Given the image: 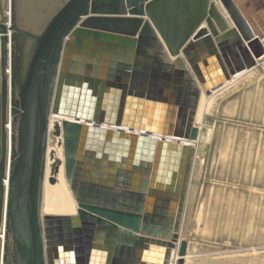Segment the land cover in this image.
I'll return each mask as SVG.
<instances>
[{
    "label": "water",
    "instance_id": "obj_1",
    "mask_svg": "<svg viewBox=\"0 0 264 264\" xmlns=\"http://www.w3.org/2000/svg\"><path fill=\"white\" fill-rule=\"evenodd\" d=\"M96 1L0 0L2 264L14 242L22 264H184L201 94L264 61L243 0L247 39L219 3L227 29L199 26L174 58L150 0ZM45 181L66 213L42 214Z\"/></svg>",
    "mask_w": 264,
    "mask_h": 264
},
{
    "label": "rangeland",
    "instance_id": "obj_2",
    "mask_svg": "<svg viewBox=\"0 0 264 264\" xmlns=\"http://www.w3.org/2000/svg\"><path fill=\"white\" fill-rule=\"evenodd\" d=\"M201 97L184 264H264V61Z\"/></svg>",
    "mask_w": 264,
    "mask_h": 264
},
{
    "label": "bare ground",
    "instance_id": "obj_3",
    "mask_svg": "<svg viewBox=\"0 0 264 264\" xmlns=\"http://www.w3.org/2000/svg\"><path fill=\"white\" fill-rule=\"evenodd\" d=\"M223 3L227 7V13L231 21L241 31L243 37L247 39L249 34L242 25L241 17L233 6H229L228 0H150L149 5L155 8V14L149 18L159 38L163 42L166 51L171 58L181 55V48L191 39L199 26L207 27L212 35H216L227 29V21L223 19L217 4ZM8 14V13H7ZM97 21V20H95ZM94 21V22H95ZM93 22V23H94ZM7 57L9 62L10 43L6 44ZM237 74V76L241 75ZM235 76V77H237ZM234 77V78H235ZM216 91V90H214ZM202 96V94H201ZM202 100V97H200ZM199 100V102H200ZM9 95L7 97V103ZM200 107L198 104L197 111ZM9 116V114H8ZM54 119L51 117V120ZM200 112L195 115V125L198 124ZM11 135V119L7 117L6 122V143L9 147ZM60 179L64 186V174H60ZM66 189V187H65ZM42 214L66 213V207L55 186H50L45 181L41 196ZM4 224L1 226L0 235V264L3 257Z\"/></svg>",
    "mask_w": 264,
    "mask_h": 264
},
{
    "label": "crops",
    "instance_id": "obj_4",
    "mask_svg": "<svg viewBox=\"0 0 264 264\" xmlns=\"http://www.w3.org/2000/svg\"><path fill=\"white\" fill-rule=\"evenodd\" d=\"M248 3L249 17L253 23L264 24V0H243Z\"/></svg>",
    "mask_w": 264,
    "mask_h": 264
},
{
    "label": "flooded vegetation",
    "instance_id": "obj_5",
    "mask_svg": "<svg viewBox=\"0 0 264 264\" xmlns=\"http://www.w3.org/2000/svg\"><path fill=\"white\" fill-rule=\"evenodd\" d=\"M101 1H105L108 2L109 0H97L96 4H98ZM9 237L10 235H8V241H9ZM7 252H8V246H7ZM6 252V257H5V262L4 264H8V254ZM11 257L13 258V260L11 261V263L9 264H22V261H25V257L23 255V250H22V246L19 245V243H13L12 245V249H11Z\"/></svg>",
    "mask_w": 264,
    "mask_h": 264
}]
</instances>
